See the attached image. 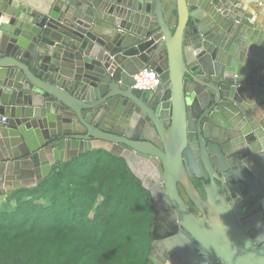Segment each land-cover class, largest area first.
Returning a JSON list of instances; mask_svg holds the SVG:
<instances>
[{
	"label": "water",
	"instance_id": "water-1",
	"mask_svg": "<svg viewBox=\"0 0 264 264\" xmlns=\"http://www.w3.org/2000/svg\"><path fill=\"white\" fill-rule=\"evenodd\" d=\"M244 6L241 0H54L36 11L0 0V192L33 189L57 163L104 150L123 159L150 194L153 264L156 248L188 263L182 242L201 248L199 259L190 250L188 264H264L263 230L247 235L225 201L222 207L212 198L217 210L209 215L202 204L204 218L184 210L162 221L161 185L146 173L164 135L184 140L193 118L198 137L225 156L231 157L222 146L225 131L252 136L248 159L264 153L257 131L264 127V24ZM145 68L160 84L136 91L132 76ZM132 112L156 137L129 134ZM255 203L257 211L264 207ZM177 230L181 241L161 242Z\"/></svg>",
	"mask_w": 264,
	"mask_h": 264
},
{
	"label": "trees",
	"instance_id": "trees-1",
	"mask_svg": "<svg viewBox=\"0 0 264 264\" xmlns=\"http://www.w3.org/2000/svg\"><path fill=\"white\" fill-rule=\"evenodd\" d=\"M152 220L150 194L125 161L92 150L57 163L37 187L9 193L0 264H153Z\"/></svg>",
	"mask_w": 264,
	"mask_h": 264
},
{
	"label": "flooded vegetation",
	"instance_id": "flooded-vegetation-1",
	"mask_svg": "<svg viewBox=\"0 0 264 264\" xmlns=\"http://www.w3.org/2000/svg\"><path fill=\"white\" fill-rule=\"evenodd\" d=\"M132 113L131 120L126 125L129 134L144 135L152 139L156 137L152 129L144 130L137 118H133L135 113ZM145 116L149 118L148 115ZM193 119V132L184 140H171L167 134L164 135L165 144L162 143L158 150L160 157L156 158L155 164L151 163L152 168L149 167L146 172L149 179L158 180L161 185L158 198L163 202V208L160 209L164 216L162 221L168 223L171 216L176 219L178 215L183 217L184 210L196 219L204 218L202 204L208 203V215L212 214L217 207H214L216 204L212 206L210 200L215 198L222 207V201L228 204L237 224L247 235L249 230L255 229H262L264 233V207L257 211L255 203L264 202V153L256 157L259 158L258 161L248 159L254 155L250 153L249 148L254 144L252 136L232 138L234 132L225 131L222 146L225 151H229L231 157L225 156L217 144L202 141L198 137V125L195 124V118ZM132 120L138 123L134 125ZM257 131L264 142V127L260 126ZM114 146L122 148L120 144ZM202 209L204 211V207ZM179 236L180 231L177 230L171 235H166L161 242ZM178 240L181 241L180 238ZM181 244V251L189 255V262H193V257L189 254L191 249L198 259L201 257V248L196 249L189 242ZM159 251V248H156V253L151 254L157 264L189 263L183 262L179 254L174 257L166 252L160 254ZM158 255L163 261L156 258Z\"/></svg>",
	"mask_w": 264,
	"mask_h": 264
},
{
	"label": "crops",
	"instance_id": "crops-1",
	"mask_svg": "<svg viewBox=\"0 0 264 264\" xmlns=\"http://www.w3.org/2000/svg\"><path fill=\"white\" fill-rule=\"evenodd\" d=\"M22 5L30 7L36 11H46L54 0H17ZM244 9L249 12L260 24H264V0H241Z\"/></svg>",
	"mask_w": 264,
	"mask_h": 264
},
{
	"label": "built area",
	"instance_id": "built-area-1",
	"mask_svg": "<svg viewBox=\"0 0 264 264\" xmlns=\"http://www.w3.org/2000/svg\"><path fill=\"white\" fill-rule=\"evenodd\" d=\"M132 80L134 82L132 88L136 91H152L160 84L157 73L146 68L133 75Z\"/></svg>",
	"mask_w": 264,
	"mask_h": 264
},
{
	"label": "rangeland",
	"instance_id": "rangeland-1",
	"mask_svg": "<svg viewBox=\"0 0 264 264\" xmlns=\"http://www.w3.org/2000/svg\"><path fill=\"white\" fill-rule=\"evenodd\" d=\"M4 193H5V194H4ZM8 195H9V192H0V208H1L2 205L5 204V199H6V197H7ZM6 207L9 208L10 205H7Z\"/></svg>",
	"mask_w": 264,
	"mask_h": 264
},
{
	"label": "bare ground",
	"instance_id": "bare-ground-1",
	"mask_svg": "<svg viewBox=\"0 0 264 264\" xmlns=\"http://www.w3.org/2000/svg\"><path fill=\"white\" fill-rule=\"evenodd\" d=\"M186 253V252H185Z\"/></svg>",
	"mask_w": 264,
	"mask_h": 264
}]
</instances>
